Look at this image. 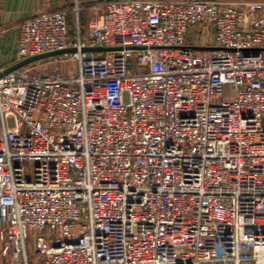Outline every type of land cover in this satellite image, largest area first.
I'll return each instance as SVG.
<instances>
[{
	"label": "built area",
	"instance_id": "obj_1",
	"mask_svg": "<svg viewBox=\"0 0 264 264\" xmlns=\"http://www.w3.org/2000/svg\"><path fill=\"white\" fill-rule=\"evenodd\" d=\"M97 8L19 26L77 51L0 78V264H264V2Z\"/></svg>",
	"mask_w": 264,
	"mask_h": 264
},
{
	"label": "crops",
	"instance_id": "obj_2",
	"mask_svg": "<svg viewBox=\"0 0 264 264\" xmlns=\"http://www.w3.org/2000/svg\"><path fill=\"white\" fill-rule=\"evenodd\" d=\"M108 1L111 0H0V72L18 63L19 26L34 14L73 8L79 3L82 6L79 16L81 24L87 26L93 17L100 15L101 12H96L97 6ZM69 23L71 28L75 26L76 14L73 12L69 15Z\"/></svg>",
	"mask_w": 264,
	"mask_h": 264
},
{
	"label": "water",
	"instance_id": "obj_3",
	"mask_svg": "<svg viewBox=\"0 0 264 264\" xmlns=\"http://www.w3.org/2000/svg\"><path fill=\"white\" fill-rule=\"evenodd\" d=\"M198 49H206V48H198ZM112 50H116L114 48H103V47H86L84 49H82V51L84 52H105V51H112ZM77 49L76 48H67V49H63V50H58V51H54V52H49V53H45V54H41V55H37L34 57H30L27 59H24L18 63H16L15 65L7 68L6 70H4L3 72H0V78L12 73L14 71H17L25 66H28L30 64L36 63V62H40L42 60H46L49 58H53V57H58L61 55H65V54H70V53H74L76 52ZM257 51H264L263 49L261 50H257Z\"/></svg>",
	"mask_w": 264,
	"mask_h": 264
},
{
	"label": "rangeland",
	"instance_id": "obj_4",
	"mask_svg": "<svg viewBox=\"0 0 264 264\" xmlns=\"http://www.w3.org/2000/svg\"><path fill=\"white\" fill-rule=\"evenodd\" d=\"M98 11L100 12L99 8H97V13ZM63 70L66 71L67 73H76L78 66L77 63L75 62H66L62 64ZM42 68V65L40 66Z\"/></svg>",
	"mask_w": 264,
	"mask_h": 264
}]
</instances>
